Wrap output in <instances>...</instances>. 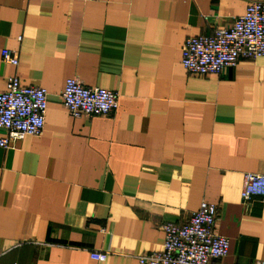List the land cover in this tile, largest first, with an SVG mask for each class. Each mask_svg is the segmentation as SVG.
I'll list each match as a JSON object with an SVG mask.
<instances>
[{"label": "crops", "instance_id": "1", "mask_svg": "<svg viewBox=\"0 0 264 264\" xmlns=\"http://www.w3.org/2000/svg\"><path fill=\"white\" fill-rule=\"evenodd\" d=\"M250 1L0 0V51L18 59L0 60V91L16 75L47 93L41 133L0 147V264H140L202 201L229 240L216 264L264 260V196L240 195L264 174V57L218 75L180 64L186 38ZM66 78L116 92L117 109L69 116Z\"/></svg>", "mask_w": 264, "mask_h": 264}, {"label": "built area", "instance_id": "2", "mask_svg": "<svg viewBox=\"0 0 264 264\" xmlns=\"http://www.w3.org/2000/svg\"><path fill=\"white\" fill-rule=\"evenodd\" d=\"M257 57H264V0L250 1L228 27L186 38L180 64L194 75H218L240 59ZM0 60L13 67L18 63L16 52L10 49H1ZM46 95L40 86L21 85L16 75L5 78L0 91L1 148L13 149L15 141L41 133ZM60 99L67 114L74 118L108 115L118 107L116 92L85 87L74 78L64 80ZM240 195L243 202L264 196V174L244 173ZM216 216L217 206L202 201L184 223L164 221L159 225L163 231L160 251L135 258L140 264H216L214 260L225 257L229 249V240L215 232ZM89 257L100 262L107 253L89 251ZM258 264H264V260Z\"/></svg>", "mask_w": 264, "mask_h": 264}, {"label": "rangeland", "instance_id": "3", "mask_svg": "<svg viewBox=\"0 0 264 264\" xmlns=\"http://www.w3.org/2000/svg\"><path fill=\"white\" fill-rule=\"evenodd\" d=\"M242 178H243V176H242ZM241 189H242V187H241Z\"/></svg>", "mask_w": 264, "mask_h": 264}, {"label": "trees", "instance_id": "4", "mask_svg": "<svg viewBox=\"0 0 264 264\" xmlns=\"http://www.w3.org/2000/svg\"><path fill=\"white\" fill-rule=\"evenodd\" d=\"M189 73V72H188Z\"/></svg>", "mask_w": 264, "mask_h": 264}]
</instances>
